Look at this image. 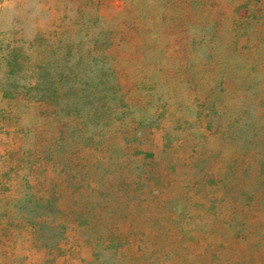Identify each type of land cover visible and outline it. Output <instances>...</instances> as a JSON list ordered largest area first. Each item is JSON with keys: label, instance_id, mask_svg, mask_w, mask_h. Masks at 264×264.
Returning <instances> with one entry per match:
<instances>
[{"label": "rangeland", "instance_id": "1", "mask_svg": "<svg viewBox=\"0 0 264 264\" xmlns=\"http://www.w3.org/2000/svg\"><path fill=\"white\" fill-rule=\"evenodd\" d=\"M0 264H264V0H0Z\"/></svg>", "mask_w": 264, "mask_h": 264}, {"label": "trees", "instance_id": "2", "mask_svg": "<svg viewBox=\"0 0 264 264\" xmlns=\"http://www.w3.org/2000/svg\"><path fill=\"white\" fill-rule=\"evenodd\" d=\"M14 47V46H13ZM52 99V98H51Z\"/></svg>", "mask_w": 264, "mask_h": 264}]
</instances>
